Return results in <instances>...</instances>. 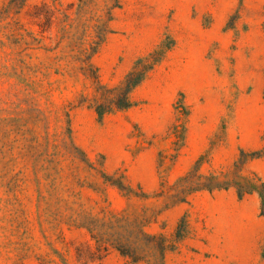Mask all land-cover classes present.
I'll return each mask as SVG.
<instances>
[{
	"label": "rangeland",
	"instance_id": "rangeland-1",
	"mask_svg": "<svg viewBox=\"0 0 264 264\" xmlns=\"http://www.w3.org/2000/svg\"><path fill=\"white\" fill-rule=\"evenodd\" d=\"M10 1L0 0V264H264V0H122L92 59L101 84L164 57L136 106L102 120L82 24L104 0L80 16L79 0H27L20 12ZM36 5L55 12L45 33ZM69 8L77 21L64 32L56 18ZM162 246L174 248L163 261Z\"/></svg>",
	"mask_w": 264,
	"mask_h": 264
},
{
	"label": "trees",
	"instance_id": "trees-1",
	"mask_svg": "<svg viewBox=\"0 0 264 264\" xmlns=\"http://www.w3.org/2000/svg\"><path fill=\"white\" fill-rule=\"evenodd\" d=\"M27 0H11L9 2L8 8L12 6H17L19 8V12L26 6ZM87 0H79L78 4V16L83 12L86 6ZM122 0H104V5L102 7V13L99 14L98 12H92L90 19H86V21L82 24L84 37L89 38L88 44L89 47L82 50L84 56H86L84 62L88 64V66L92 69V74L90 78H92L95 83L100 86V89L105 90V93L101 95V102H96L95 105L91 106L94 108L95 112L97 113L100 120H102L106 115L113 114L116 112L127 111L134 106H136V102L133 100L132 94L133 92L139 88L147 79L149 74L154 70L155 66L158 65L164 55L155 51L149 57L140 58L136 61L135 65L133 66L132 70L126 75L124 81L119 86L110 87L107 85H102L100 82L98 69L92 63L93 57L99 52L100 48L103 44L107 41L110 34L113 33L111 28V23L114 21V12L116 9L121 8ZM47 7L46 5H43ZM43 6H35V14L33 17L38 20V26L42 30L41 32L45 33L46 24L50 20L52 21L55 12L50 9V11H43L41 10ZM72 5L71 7H73ZM71 8L66 11L58 10V14L61 16L58 19L59 27L61 31L70 32L73 28L77 20L74 22H69L73 20L71 18V14L68 12ZM47 10V8H46ZM52 12V14H51ZM54 12V13H53ZM51 14V16H50ZM81 18V17H79ZM81 21V19H79ZM80 24V23H79ZM78 28V25L77 27ZM92 169L96 168L91 166ZM105 181L107 178H105ZM112 185H116L119 189H123L121 182H111ZM263 190L261 192L263 201H264V183H262ZM215 189H223V186L219 184H215V186L206 185L200 190H208L210 192L214 191ZM227 189V188H224ZM192 192L196 191L195 189L191 190ZM251 193V191H239V197L242 198L246 194ZM264 209V208H263ZM264 215V211H263ZM120 250V249H119ZM162 252V261L164 260V253L166 250H174V248H167L162 246L160 248ZM123 255H129L122 252ZM99 260L101 258H98ZM140 261V258H133V262L137 263Z\"/></svg>",
	"mask_w": 264,
	"mask_h": 264
}]
</instances>
